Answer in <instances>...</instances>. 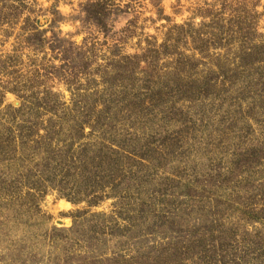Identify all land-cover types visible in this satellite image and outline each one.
I'll return each instance as SVG.
<instances>
[{
  "label": "rangeland",
  "instance_id": "374dc122",
  "mask_svg": "<svg viewBox=\"0 0 264 264\" xmlns=\"http://www.w3.org/2000/svg\"><path fill=\"white\" fill-rule=\"evenodd\" d=\"M0 264H264V0H0Z\"/></svg>",
  "mask_w": 264,
  "mask_h": 264
}]
</instances>
